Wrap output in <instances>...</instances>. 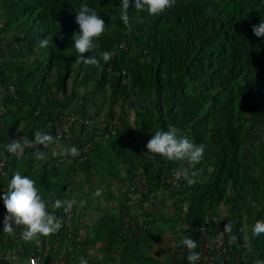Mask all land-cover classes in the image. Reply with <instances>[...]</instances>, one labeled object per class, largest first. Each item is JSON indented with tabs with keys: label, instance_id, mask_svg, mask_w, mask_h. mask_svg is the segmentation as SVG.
<instances>
[{
	"label": "trees",
	"instance_id": "1",
	"mask_svg": "<svg viewBox=\"0 0 264 264\" xmlns=\"http://www.w3.org/2000/svg\"><path fill=\"white\" fill-rule=\"evenodd\" d=\"M82 5L94 9L104 21L107 14L121 13L120 0H0V8L5 10L6 15L21 12L22 20L13 24V30L26 43V51L37 52L31 62L27 61L24 50L16 52L14 57L0 64V88L10 87L13 90L5 96L3 104L8 109L7 113L12 112L15 118L0 125L1 140L5 139L8 132L12 133L17 129L18 109L37 101L45 90L44 82L49 69L54 64L67 65L70 56L77 52L72 37L80 31L75 17ZM128 14L129 19L137 25L126 36L129 51L153 53L156 65L168 68V72L169 68L178 67L185 77L183 85L192 92L190 95L209 107L206 115L200 118L191 131L192 142L204 147L203 158L192 170L198 172L194 177L196 182L171 193L178 202L174 204L175 211L171 218L177 220L178 226L188 223L190 231L194 233L197 228L206 224L209 215L217 213L226 197L230 196L232 199L233 194H228L226 184H236L239 178L242 167L240 148L247 139L246 124L264 121V37H257L252 31V25L264 21V0H175L173 6L155 15L149 14L146 7L143 10L135 9L134 0H130ZM45 38L48 45L40 47L41 40ZM104 51L113 53L108 62L101 59L100 54ZM128 55V51L117 48L116 40L110 38L98 50L90 53V56L100 59V67L88 66L96 73L102 70L100 83L107 78L117 80L128 72ZM180 95L185 96L184 93ZM197 106L201 108L199 102ZM15 107L18 108L14 110ZM57 117L58 112L38 110L35 107L30 118L32 132L27 137L34 139L36 130L46 131L48 124ZM123 134L118 129L115 133L106 129L104 148H99L102 137L98 141L93 138L89 151L85 153L80 151L85 142L80 141L76 148L80 155H86L79 162L80 171L88 176L92 175L103 151H114L116 164L125 166L128 180L134 178L139 166H144L151 174L152 187L145 197L146 201L161 187L160 171L154 175L152 159L136 162V147L131 150L133 160H130ZM3 150L6 151L5 147ZM25 151L29 152V149L26 148ZM6 157L0 170L2 188L7 187L14 172H19L16 169V156L10 154ZM162 163L178 165L177 160L162 159ZM209 165L213 170L206 172ZM6 173H9L8 176ZM205 173L209 175L208 178L204 177ZM111 175L118 177L116 172ZM39 176L43 183L48 178L44 174ZM33 180L37 186V179ZM47 185L50 186V182ZM229 202L231 209L236 210L235 200ZM159 212L161 211H156L151 205L142 214L147 219ZM126 215L134 216L131 207L125 203L118 222L98 226L84 241L77 239L79 233L75 229L74 236L70 239L71 244L75 248L82 247L83 243L86 246L95 244L100 239L97 237L100 234L107 242V254H113L122 247L120 244H123L120 249L123 250L126 242H139L143 237L152 236L159 239L162 236V229L157 228L154 233L153 227L142 226L140 223L136 229L124 231ZM64 230L63 228L61 231L62 236H65ZM236 231L241 233L237 227L232 228L230 233ZM50 241L55 243L54 234H51ZM228 241L229 237L227 244L230 250L232 246ZM23 246L27 250L31 247L28 244ZM14 251L16 250L13 249ZM148 258L154 261L151 254ZM74 262L75 257L68 252L66 264ZM11 264L28 263L13 260Z\"/></svg>",
	"mask_w": 264,
	"mask_h": 264
},
{
	"label": "rangeland",
	"instance_id": "2",
	"mask_svg": "<svg viewBox=\"0 0 264 264\" xmlns=\"http://www.w3.org/2000/svg\"><path fill=\"white\" fill-rule=\"evenodd\" d=\"M22 17L21 12L6 15L5 10L0 8V64L14 57L18 51L25 50L28 62L37 56L36 51H26V43L13 30V24L20 22ZM119 17L120 14L106 15L105 32L99 38H94V43L98 47L93 52L110 38H114L117 48L129 52L127 74L122 75L120 79L107 78L105 82L100 83L102 70L96 73L87 64L78 62L77 52L70 56L67 65L54 64L45 78V90L37 101L18 109L17 129L12 133L8 132L4 140L0 138V154L3 156L11 154L3 149L12 139L30 135L32 132L30 118L35 107L38 110L54 111L59 115L85 119V121L77 119L79 124L75 120L70 125L71 137L59 141L54 139L56 148L76 147L80 141L92 143L93 138L98 141L101 137L102 144L99 148H104L106 139L104 132L106 129L109 130L111 125L114 129L116 126L124 133L122 137L129 159L133 160L131 150L136 147L137 157L134 160L137 162L146 158L152 159V169L155 173L162 170L164 165L167 167L162 163V159L168 160L160 154L148 152L146 148L148 140L157 130L167 131L169 127L174 126L179 130L178 135L187 136L192 141V128L203 115H206L209 107L190 95L192 92L183 85L185 77L178 67L169 68L168 72V68L163 69L162 66L156 65L153 53H141L139 50L130 52L126 36H129L137 25L130 20L129 25L125 26ZM90 53L91 51L83 55L87 58ZM80 88L85 89L83 94L80 93ZM10 92H13L10 87L0 88V125L15 119L12 112L7 113L8 109L3 104L5 96ZM180 93H184L185 96L182 97ZM198 102L201 108L197 106ZM61 123L64 121L61 120ZM245 131L247 139L240 148L242 167L239 178L236 184H229L230 182L226 184L228 194L232 193L233 196L232 199L229 195L224 199L225 213L229 215L233 228H239L241 233L238 234L237 231L230 233L228 242L232 247L227 251L226 259L236 258L240 263L253 264L256 259L264 260V234L252 236L254 223L257 220L264 221V121L258 124L248 122ZM46 132L53 135V127L49 126ZM34 151L35 149H29V152L25 151L22 156L16 157V169L22 176L37 179L36 187L48 204V211L53 212L55 217L58 214L66 216L67 213L65 206L53 208L56 199L74 201L70 209L72 212L70 232L73 233L77 229L79 241H84L100 225L118 222L125 203L131 210L133 207L136 210L135 200L143 203L137 197L127 196L125 166L121 163L116 164L114 151H103L97 169L93 170L90 176L82 173L79 163L69 155L65 157L49 154L47 159L37 160L33 156ZM93 155L95 156L94 153ZM206 168V172L213 170L210 165ZM112 172H116L118 177H113ZM8 174L6 173V176ZM42 174L48 175L46 178L48 181L40 182L39 175ZM204 177L208 178L209 175L205 173ZM47 182L51 185L48 186ZM97 190L100 191L98 196L95 194ZM233 199L237 204L236 210L231 209L229 202ZM175 202L174 195L168 196L163 193L156 196L154 205L152 204L156 211L161 212L146 219L140 205L139 211H133L135 224L151 226L154 233L157 232V228L163 230L159 239L153 236L143 237L139 242H126L123 250H120L123 247V244H120L121 248L119 247L113 254H107V242L99 234L97 237L100 239L95 244L86 246L83 243L82 247L75 248V262L71 264H79L81 258L87 260V264H190L187 260L188 253L183 252L181 247V229L177 220L171 218L175 211L174 204H178ZM0 214L2 216L0 244L5 242L11 254L17 253L20 244H28L31 249L40 238H43L46 247L50 248L51 235L25 241L21 235L23 225L16 227L14 234L5 233L3 218L7 215L6 208ZM158 215L160 216L157 217ZM232 236L236 237L235 242H230ZM13 249L16 251L13 252ZM150 254L154 261L148 258ZM248 254L251 259L243 260L242 258ZM0 256L2 258L4 253L1 252Z\"/></svg>",
	"mask_w": 264,
	"mask_h": 264
},
{
	"label": "clouds",
	"instance_id": "3",
	"mask_svg": "<svg viewBox=\"0 0 264 264\" xmlns=\"http://www.w3.org/2000/svg\"><path fill=\"white\" fill-rule=\"evenodd\" d=\"M121 13L120 20L125 26L130 23L129 6L130 0H120ZM175 4V0H134V8L143 10L145 7L149 14H159L168 7ZM75 22L79 25V33L73 34L74 48L78 53L76 57L78 62L87 65L100 67V59L93 56L85 58L83 55L86 52L93 51L98 47L94 43V38H99L105 32V21L97 15L96 11L87 5H82L77 11ZM252 31L257 37H264V21L258 25H252ZM48 40L42 39L40 47H46ZM104 62H108L113 53L104 51L100 54ZM80 93L83 94L85 89L80 88ZM179 130L172 126L167 131L157 130L148 140L146 148L148 152L153 154H160L168 160H187L189 164H198L203 158L204 147L196 145L187 136L178 135ZM55 143L54 137L43 130H36L34 132V139H29L27 136H20L17 139H12L11 142L5 145L7 152L20 157L24 154L25 149H35L33 156L37 160H45L47 156L38 147L48 149ZM79 150L75 147L62 148L57 152L52 148V155H78ZM198 175L197 171H192L186 168H181L176 173V179L181 177L189 184H194L196 181L194 177ZM100 195V191L95 193ZM4 206L7 210V215L3 218V231L7 234H14V229L21 225L24 230L21 233L25 241H31L38 236H49L55 233L61 224L55 217L53 212L48 211V204L42 198L35 185V181L27 176H22L20 172H14L2 196ZM74 201H63L56 199L53 204L54 209L65 206V211L71 209ZM230 225L224 226V231H230ZM264 234V221L257 220L252 226V236L257 237ZM236 237L232 236L230 242H235ZM181 243L189 250H194L197 245L196 241L190 237H182ZM199 259V253L190 251L187 255V260L190 264H195ZM79 264H87V260L81 258ZM253 264H264V260L256 259Z\"/></svg>",
	"mask_w": 264,
	"mask_h": 264
},
{
	"label": "built area",
	"instance_id": "4",
	"mask_svg": "<svg viewBox=\"0 0 264 264\" xmlns=\"http://www.w3.org/2000/svg\"><path fill=\"white\" fill-rule=\"evenodd\" d=\"M85 121L81 118H75L73 116H64L63 114H58L57 119L54 122H51L46 127V130L49 126L53 127V137L54 139L63 140L66 137H71V124L77 120ZM61 120L64 123H61ZM79 124V120L76 121ZM85 123V122H84ZM83 123V124H84ZM118 127L110 126L109 131L115 133ZM93 143V142H92ZM91 142H85V144L80 149L81 152H88ZM71 156L74 160L77 159V163L86 158V155ZM7 157L0 156V170H2ZM178 165L169 166L165 163L159 174V180L161 187L150 195V198L145 201L146 195L149 193V189L152 187L151 174L147 172L144 166H139L136 171V175L132 180L127 182V196L137 197L144 201L145 204L154 205V199L159 194L171 195L172 191L187 187L189 183L181 177V179H176V173L181 168H186L189 170V173L192 172L195 164H189L187 160H177ZM154 172V170H153ZM158 171L154 175H157ZM129 200V199H128ZM226 204L222 202L219 206L217 213H213L207 217V222L200 228H197L194 233L190 231V225L186 222L180 224L181 236H187L196 241L197 247L194 250H189L185 245L181 243L183 252L190 253V251H195L199 253V259L196 261L200 264H223L226 260L228 244L227 239L230 232L232 231V224L230 222L229 215L225 213ZM72 217L71 210H68L66 216L63 214H58L56 218L61 224V227L53 233L55 236V243H51L50 248L46 247V243L43 238H40L34 247L27 250L22 244L18 246L17 253L11 254L13 260H23L28 264H64L66 262L67 253L69 252L71 256H74L75 247L71 244V238L74 236L70 232V219ZM125 228L124 231L129 229H136L138 224H135L134 216L126 215L125 218ZM226 224L230 225V231H224V226ZM64 230L65 236L61 235V231ZM51 250L53 254L51 256ZM61 251V252H60ZM63 252V253H62Z\"/></svg>",
	"mask_w": 264,
	"mask_h": 264
},
{
	"label": "crops",
	"instance_id": "5",
	"mask_svg": "<svg viewBox=\"0 0 264 264\" xmlns=\"http://www.w3.org/2000/svg\"><path fill=\"white\" fill-rule=\"evenodd\" d=\"M55 143L53 145H51L48 149H45L43 148V146H40L39 148L45 153L46 156H49V154H52V148H55L56 151H60L62 148H64L63 146H58L57 148L55 147ZM67 147V146H66ZM65 147V148H66ZM60 149V150H59ZM33 150V149H32ZM66 157V155H65ZM73 159V158H72ZM83 173V172H82ZM126 182H128L129 180L126 178L125 179ZM7 187H1L0 186V212L1 210H4L5 209V206H4V203H3V199H2V196L4 194V191ZM139 199V198H138ZM135 205H136V210H134V207L132 208V212L133 211H139L140 208L142 207L141 211H145L147 209H150V206L151 205H148V204H145L144 202L142 204H140V202L138 200H135L134 201ZM140 205V208H138ZM2 216L0 214V220H1ZM4 250V251H3ZM4 253V256L2 258H0V264H11L13 259L11 258V252L7 250V246L5 245V242L0 244V253ZM1 257V256H0ZM243 260H249L251 259L250 258V255L248 254V256H244V258H242ZM240 261V260H239ZM238 260H236V258H227L225 260V264H243V263H240Z\"/></svg>",
	"mask_w": 264,
	"mask_h": 264
}]
</instances>
